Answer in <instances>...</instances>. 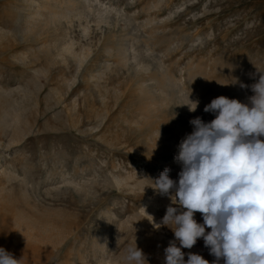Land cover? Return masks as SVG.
<instances>
[{
    "label": "rangeland",
    "instance_id": "rangeland-1",
    "mask_svg": "<svg viewBox=\"0 0 264 264\" xmlns=\"http://www.w3.org/2000/svg\"><path fill=\"white\" fill-rule=\"evenodd\" d=\"M21 1L0 0V27L16 36L0 40V87L7 91H0V119L10 125V113L22 117L20 133L14 124L4 129L8 133L0 126V247L21 264H126V249L136 238L148 264H165L164 250L175 240L161 224L166 207L157 209L156 224L141 212L143 202L168 198L154 192L152 180L165 168L172 174L180 164L174 157L194 130L190 120H213L215 115L204 108L216 97L248 103L254 95L250 85L264 72V0H92L96 8L99 3L121 16L113 11L117 25L112 29L93 28V58L80 71L72 60L53 62L60 38L70 29L65 23L63 30L51 28L39 38L21 39L14 23L22 24L27 14ZM75 23L69 37L84 44ZM45 44L55 48L32 59L29 49ZM122 44L137 53L123 68L103 49ZM15 57H22L23 64ZM40 67L49 69L47 76L35 73ZM162 77L181 78L184 85L167 88L176 101L155 107L143 125L137 111L142 89L158 102L156 83ZM188 97L199 101L195 112L184 105ZM23 156L30 168L26 194L18 181L6 179L14 170L23 176ZM61 174L77 175L88 185L78 191L64 187ZM113 176L127 179L128 185L108 184ZM18 214L38 228L48 224L50 242L42 235L37 243L24 240L13 221ZM195 219L203 223L201 213ZM182 251L185 260L188 252L210 264L215 260L202 238Z\"/></svg>",
    "mask_w": 264,
    "mask_h": 264
},
{
    "label": "clouds",
    "instance_id": "clouds-1",
    "mask_svg": "<svg viewBox=\"0 0 264 264\" xmlns=\"http://www.w3.org/2000/svg\"><path fill=\"white\" fill-rule=\"evenodd\" d=\"M260 73L250 85L254 95L248 103L219 96L204 108L215 115L213 120H190L194 130L180 142L174 157L182 165L178 181L170 178L169 168L152 180L154 192L171 200L161 221L175 237L164 250L165 264H210L192 252L185 260L182 249H191L200 238L215 257L211 264H220L221 259L224 264H264V140L260 139L264 72ZM188 101L184 105L195 112L199 101L189 97ZM197 212L203 223L195 219ZM124 260L148 264L136 238ZM0 264H21V259L0 247Z\"/></svg>",
    "mask_w": 264,
    "mask_h": 264
},
{
    "label": "bare ground",
    "instance_id": "bare-ground-1",
    "mask_svg": "<svg viewBox=\"0 0 264 264\" xmlns=\"http://www.w3.org/2000/svg\"><path fill=\"white\" fill-rule=\"evenodd\" d=\"M21 4L24 7L23 8L24 11L25 12L27 11V14H26L22 24L19 23V21H17V20H14V23L19 28L18 32H19L22 40H24L26 38L27 39L32 38V37L33 38H39L44 30L51 29V28L55 30V29H58V27L62 28V23H65L67 25V28L68 29L70 28L69 29V31H70V30H73V23L74 22L77 23V24L76 23L75 24L77 26V29L80 31V33H79V34H81L80 37L85 39V43L81 44L79 41H75L74 39L70 38L69 35H71V34H69V31L67 32V30H66V33H63L62 38H60L61 40L63 39L62 44L60 45L59 48L56 45L57 51L55 50V52L57 54H55L56 56L53 59V62L59 61L62 64L63 63L65 64L67 62V60H72V62L74 63L75 69L77 71H80L82 69V67L84 65H86L93 58L94 52H93V47H92L91 38H90L91 35L94 33L93 28L95 27L97 30V29H101L100 28L101 26H105V27H107V29H112L117 25L116 22L112 23V18H111L114 10H111L109 7L102 8L101 4H99V3L97 4V8H96L95 7L96 4L93 5L94 2L92 0H22ZM156 4H159V3H156ZM115 16L119 18L121 15L118 11H116ZM91 23L94 25L93 27H92V25L90 26ZM63 29L64 28H62V30ZM10 35H11L10 31H6L2 27H0V40L1 41H3L2 39L7 38L8 36H9V38L16 37V36L13 37V33L11 36ZM78 40H79V38H78ZM135 44H137V43L135 42ZM45 45L43 47H42V45L41 46L39 45L40 47L36 48L37 50H35V48H34V50L29 49V51L31 52V58L36 56L35 59L37 60L39 58L37 56H39V55L45 56L46 53L48 54L49 49H51V47L53 48V45L52 46L46 45L48 47H45ZM103 49H104V52L107 54L108 57H115L116 64L122 68L126 67L128 65V62L130 60V55H132V58H133L132 60H134L136 58V55H137L136 50L134 49V47L132 45L127 46L125 44H122V45H118L115 48H111L110 46L105 45ZM15 58H16L15 60H17V62H21L23 64L24 60L22 57L21 58L15 57ZM139 64L140 63H138V65ZM136 66H137V64L135 65V67ZM107 69H108V66L106 65L105 70H107ZM140 69H143V68H140ZM144 69H145V67H144ZM35 73H39L43 76H47L49 73V69L46 67H40L39 69L35 70ZM183 82L184 81L181 78L176 80L175 78L173 79V78H168V77H162L160 80H158L156 83L157 86L159 87L158 90H160V100L158 102H156L155 99L146 96L148 94L147 91L145 89H142L143 98H142L141 103H140L141 105L139 106L137 111L139 113L140 118L142 119L143 125L149 124L150 119L154 116L155 107L160 106L161 108H167L166 105L171 104L177 98L176 95H174V94H168L167 88H169V87L170 88L182 87L184 85ZM74 83H75V80H74L73 84ZM0 91L7 92V91L3 90V88H1V87H0ZM26 94H28V93L26 92ZM180 99H182V98H180ZM182 101H183V99H182ZM184 103H186V102L184 101ZM5 112H7V111H5ZM5 112H4V114H6ZM20 112H21V110H20ZM7 114H9V113H7ZM6 115H3V116H6ZM9 115H11V116H9ZM9 115H7V116L11 117L10 125H9V123L7 125L6 124L7 122L5 123V122H3L2 119H0V121H1L0 126L2 125V129L4 131V129H6L7 126H10L9 128H11V127H13L11 125L14 124L15 128L18 127L17 128L18 129L17 132H18L19 130H21L20 129V127H21L20 123H22V119H21L22 117L20 116V113H18V111H17V113L14 112L13 114L10 113ZM0 118H2V117H0ZM2 123H4V124H2ZM18 124H20V125H18ZM15 125H18V126H15ZM91 129H95V128L93 127ZM7 130H5L4 132H7ZM12 132H11L12 135L11 134L10 135H11V137H13V139L12 138H10V139L14 141L17 139V133L14 132L13 130H12ZM7 133H6V135H7ZM14 133H16V134L14 135ZM19 133H20V131H19ZM13 135L16 137H14ZM9 142L10 143H8V144L11 145L12 143L10 140H9ZM0 147H2V146H0ZM20 162L23 165L21 167V171L23 173V176L20 177L19 175H17L16 170H14V171H11L7 175L6 179L8 180V182H10V181L14 182V180L18 181L20 183L22 193L24 194L26 192V191H24V188H27V182H28L27 176H28L30 168L27 167L28 161L24 156L20 159ZM28 168H29V170H28ZM181 169H182V165L178 164L176 169L172 172V174H169L170 178L173 179L174 181H176L175 175L177 173H179L181 171ZM77 174H79V173H77ZM72 176L69 177L68 175H62L61 174L59 177L61 182L59 184H62V185L64 184V187L73 186V188L76 189L77 191L83 190L88 185L87 184L88 181H86V180L84 181L83 178H78L77 175H75V176L72 175ZM126 180L127 179H124V178L119 177V176H113L112 181H107V180L106 181L110 185L113 183V184H116L117 186L118 185L119 186L120 185L127 186L128 182ZM141 184H143V183H140L138 186H140L142 188ZM3 201H5V200L3 199ZM7 202H8V200H7ZM170 204H171V200L169 198H164V197L163 198L158 197V198H154V199L147 198L144 200L143 205H142L146 209V211L142 207L141 212L146 214L150 221L158 224L157 209L160 207H163V206L167 208V206H169ZM2 205H3V203H2ZM19 215L20 214H18V216ZM18 216L16 218L17 220L15 219L13 221H14L15 227L20 229V231H21L20 234H22L24 240L25 239H27V240L32 239L31 240L32 242L37 243V241H39L37 239L38 235H42L41 236L42 239L44 238L45 241H49L48 240L49 238L46 236L48 233L47 228H49L47 223H45L47 225H44V223H43V225H41L42 228H38L37 226L39 224L37 226L34 225L33 223H31L32 220L29 222L26 221L27 223L23 222V219L25 217L23 218L22 216H19V217ZM108 219L109 218H106L105 220L107 221ZM24 220H26V219H24ZM27 220H29V219H27ZM58 232H57V235H60V233H58ZM57 237L58 236H56L55 238L57 239ZM61 243L62 242L60 241V244ZM100 248L103 249V246L100 245Z\"/></svg>",
    "mask_w": 264,
    "mask_h": 264
}]
</instances>
